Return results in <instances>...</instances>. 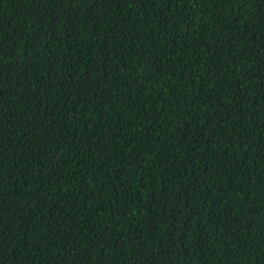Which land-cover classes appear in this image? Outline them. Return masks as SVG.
<instances>
[{"label": "trees", "instance_id": "obj_1", "mask_svg": "<svg viewBox=\"0 0 264 264\" xmlns=\"http://www.w3.org/2000/svg\"><path fill=\"white\" fill-rule=\"evenodd\" d=\"M0 264H264V0H0Z\"/></svg>", "mask_w": 264, "mask_h": 264}]
</instances>
